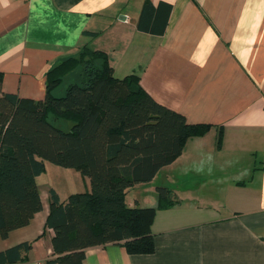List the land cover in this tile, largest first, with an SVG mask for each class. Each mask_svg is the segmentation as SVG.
<instances>
[{"label": "crops", "instance_id": "obj_1", "mask_svg": "<svg viewBox=\"0 0 264 264\" xmlns=\"http://www.w3.org/2000/svg\"><path fill=\"white\" fill-rule=\"evenodd\" d=\"M145 1L0 0V93L41 99L46 72L86 47L188 123L210 124L125 192L128 207H149L169 188L173 204L150 226L154 250L107 242L87 247L82 264H264V0H147L170 5L161 34L137 28ZM45 172L35 178L42 208L0 237V264H50L49 189L59 191Z\"/></svg>", "mask_w": 264, "mask_h": 264}, {"label": "trees", "instance_id": "obj_2", "mask_svg": "<svg viewBox=\"0 0 264 264\" xmlns=\"http://www.w3.org/2000/svg\"><path fill=\"white\" fill-rule=\"evenodd\" d=\"M169 11L166 3L155 7L146 0L137 28L163 33ZM112 71L105 52L85 47L46 72L41 99L0 93V237L42 208L35 178L44 161L89 179V190L64 201L49 189L50 264H82L87 247L107 242L121 243L128 253H151L150 226L157 209L173 204L170 190L157 187L158 203L149 207H128L125 192L150 181L188 138L210 128L158 103L137 75L116 78ZM1 81L0 72V87ZM60 120L70 124L59 127ZM29 248L25 242L7 252Z\"/></svg>", "mask_w": 264, "mask_h": 264}, {"label": "rangeland", "instance_id": "obj_3", "mask_svg": "<svg viewBox=\"0 0 264 264\" xmlns=\"http://www.w3.org/2000/svg\"><path fill=\"white\" fill-rule=\"evenodd\" d=\"M67 82V80H66ZM59 127L66 128L70 123L68 121H58ZM46 172L43 173L42 178L50 179L59 191V198L65 199L69 193L86 191L84 187L83 176L74 168H66L49 161H44ZM53 170H60L58 173L53 172ZM67 171V172H65ZM86 178V177H84ZM42 181V179H41ZM89 189V187H88Z\"/></svg>", "mask_w": 264, "mask_h": 264}, {"label": "water", "instance_id": "obj_4", "mask_svg": "<svg viewBox=\"0 0 264 264\" xmlns=\"http://www.w3.org/2000/svg\"><path fill=\"white\" fill-rule=\"evenodd\" d=\"M121 18H123V16H120Z\"/></svg>", "mask_w": 264, "mask_h": 264}]
</instances>
